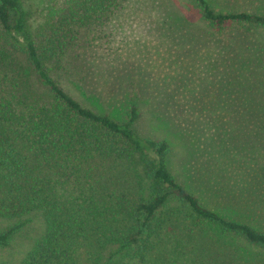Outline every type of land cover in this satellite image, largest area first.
Instances as JSON below:
<instances>
[{
	"label": "trees",
	"instance_id": "16d2710c",
	"mask_svg": "<svg viewBox=\"0 0 264 264\" xmlns=\"http://www.w3.org/2000/svg\"><path fill=\"white\" fill-rule=\"evenodd\" d=\"M126 1L0 0V216L38 213L44 226L21 264H141L168 233L201 244L187 251L177 239L170 254L180 264L191 253L202 264L197 260L202 246L215 242L220 251L209 256L251 264L252 251L264 250V232L223 219L187 192L168 170V142L135 133L137 106L119 123L83 106L60 85L62 70L87 68H69L66 59L80 62L93 50L97 35L111 31ZM192 1L211 29L237 24L264 33V15L223 13L207 0ZM169 3L165 14L186 19ZM244 52L242 60L255 55L249 48ZM261 82L257 94L264 98V78ZM117 168L124 178L134 177L139 194L135 188L110 191ZM171 199L188 211L157 221ZM24 224L0 232V247Z\"/></svg>",
	"mask_w": 264,
	"mask_h": 264
},
{
	"label": "rangeland",
	"instance_id": "374dc122",
	"mask_svg": "<svg viewBox=\"0 0 264 264\" xmlns=\"http://www.w3.org/2000/svg\"><path fill=\"white\" fill-rule=\"evenodd\" d=\"M166 2L186 19L165 14ZM207 2L218 12L264 15V0ZM200 14L192 0H127L111 31L97 35L93 50L81 55L80 62L66 59L69 68H87L82 73L62 70L60 85L83 106L119 123L137 106L135 133L168 142V170L187 192L223 219L264 232V98L257 94L264 78V33L237 24L211 29ZM245 48L255 54L252 59L242 60ZM115 174L111 192L135 188L139 194L133 176L124 178L118 168ZM178 210L188 211L171 199L156 220ZM21 222L25 224L9 244L0 247V264H21L44 232L38 213L19 219L0 216V232ZM169 236L163 235L141 264L182 263L170 254L178 242L187 251L201 248L198 241ZM215 243L202 246L199 263L225 264L222 255H208L220 251ZM252 254L251 264H264V250ZM193 257L191 253L184 264H198Z\"/></svg>",
	"mask_w": 264,
	"mask_h": 264
}]
</instances>
